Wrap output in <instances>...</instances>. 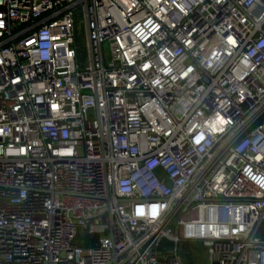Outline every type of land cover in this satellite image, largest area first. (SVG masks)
<instances>
[{
  "label": "built area",
  "instance_id": "built-area-1",
  "mask_svg": "<svg viewBox=\"0 0 264 264\" xmlns=\"http://www.w3.org/2000/svg\"><path fill=\"white\" fill-rule=\"evenodd\" d=\"M263 223L264 0H0V264H264Z\"/></svg>",
  "mask_w": 264,
  "mask_h": 264
},
{
  "label": "rangeland",
  "instance_id": "rangeland-1",
  "mask_svg": "<svg viewBox=\"0 0 264 264\" xmlns=\"http://www.w3.org/2000/svg\"><path fill=\"white\" fill-rule=\"evenodd\" d=\"M83 36L84 33H82V38ZM259 235L264 239V223L260 227ZM178 248V256L182 264H210V259L216 260L217 258L215 255H210L200 243L185 242Z\"/></svg>",
  "mask_w": 264,
  "mask_h": 264
},
{
  "label": "trees",
  "instance_id": "trees-1",
  "mask_svg": "<svg viewBox=\"0 0 264 264\" xmlns=\"http://www.w3.org/2000/svg\"><path fill=\"white\" fill-rule=\"evenodd\" d=\"M95 239V238H94ZM79 240H81L80 238H79V236L77 237V239H76V243H75V245L76 246H80V247H82V248H88V247H90V246H92L93 244H94V241L95 240H93V241H91V240H88V239H85L82 243L81 242H79ZM182 264V263H181Z\"/></svg>",
  "mask_w": 264,
  "mask_h": 264
},
{
  "label": "water",
  "instance_id": "water-1",
  "mask_svg": "<svg viewBox=\"0 0 264 264\" xmlns=\"http://www.w3.org/2000/svg\"><path fill=\"white\" fill-rule=\"evenodd\" d=\"M85 17H86V13H85ZM88 47H89V50H90V42L88 41ZM107 204H108V210H109V207H110V204H109V200L107 199Z\"/></svg>",
  "mask_w": 264,
  "mask_h": 264
}]
</instances>
